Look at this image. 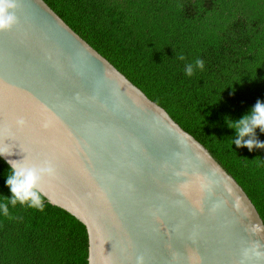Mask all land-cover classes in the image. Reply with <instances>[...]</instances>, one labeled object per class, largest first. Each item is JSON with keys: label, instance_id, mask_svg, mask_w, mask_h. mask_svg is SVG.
<instances>
[{"label": "water", "instance_id": "obj_1", "mask_svg": "<svg viewBox=\"0 0 264 264\" xmlns=\"http://www.w3.org/2000/svg\"><path fill=\"white\" fill-rule=\"evenodd\" d=\"M17 3L18 24L0 32V128L14 153L0 159L51 162L42 198L84 226L87 264H239L251 242L264 252L261 219L210 154L42 0Z\"/></svg>", "mask_w": 264, "mask_h": 264}, {"label": "trees", "instance_id": "obj_2", "mask_svg": "<svg viewBox=\"0 0 264 264\" xmlns=\"http://www.w3.org/2000/svg\"><path fill=\"white\" fill-rule=\"evenodd\" d=\"M42 1L210 154L264 226V148H237L228 127L264 103V0ZM9 171L0 159V202ZM42 201L0 213V264H87L84 226Z\"/></svg>", "mask_w": 264, "mask_h": 264}, {"label": "clouds", "instance_id": "obj_3", "mask_svg": "<svg viewBox=\"0 0 264 264\" xmlns=\"http://www.w3.org/2000/svg\"><path fill=\"white\" fill-rule=\"evenodd\" d=\"M19 8L17 0H0V32L10 31L18 24L16 12ZM183 60L184 57L180 56ZM203 61L196 60L194 65L186 66V74L191 76L195 68L203 69ZM17 129H22L26 125L23 118L15 121ZM46 126V125H45ZM228 127L234 129L236 138L232 141L237 148L245 147L249 151L253 148H264V143L258 142L254 137L257 128L264 133V103L257 101L251 112L244 115L236 122H228ZM245 137H249L245 140ZM12 133L8 127L0 128V157H11L14 155L12 148L5 140H11ZM10 171L6 177V186L11 192V198H5L4 202H0V213L5 217L9 216V205L21 206L27 205L29 208L43 211L41 184L45 178L54 175L55 169L50 161L45 159L41 164L36 165L30 163L25 155L23 159L13 160L7 159ZM254 230H261L257 226H253ZM261 245L258 242H251L249 246L242 248L239 264H246L252 256L256 258L264 257V252L259 251ZM175 259V255L173 256ZM190 264H199V258L195 255L189 256ZM136 264H143V257H137Z\"/></svg>", "mask_w": 264, "mask_h": 264}]
</instances>
